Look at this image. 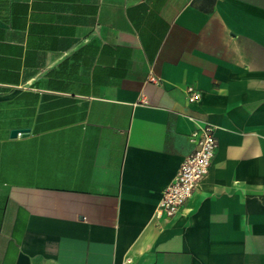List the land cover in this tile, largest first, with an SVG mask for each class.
<instances>
[{
    "label": "crops",
    "instance_id": "obj_1",
    "mask_svg": "<svg viewBox=\"0 0 264 264\" xmlns=\"http://www.w3.org/2000/svg\"><path fill=\"white\" fill-rule=\"evenodd\" d=\"M0 264H264V0H0Z\"/></svg>",
    "mask_w": 264,
    "mask_h": 264
},
{
    "label": "built area",
    "instance_id": "obj_2",
    "mask_svg": "<svg viewBox=\"0 0 264 264\" xmlns=\"http://www.w3.org/2000/svg\"><path fill=\"white\" fill-rule=\"evenodd\" d=\"M186 98L197 100L200 92L185 88ZM191 152L181 161L172 180L161 190L153 215L156 219L170 218L179 212L200 180L206 175L217 146L214 126L209 122L196 125L189 134Z\"/></svg>",
    "mask_w": 264,
    "mask_h": 264
},
{
    "label": "water",
    "instance_id": "obj_3",
    "mask_svg": "<svg viewBox=\"0 0 264 264\" xmlns=\"http://www.w3.org/2000/svg\"><path fill=\"white\" fill-rule=\"evenodd\" d=\"M18 131H27L26 128H13L10 131V136H15Z\"/></svg>",
    "mask_w": 264,
    "mask_h": 264
}]
</instances>
